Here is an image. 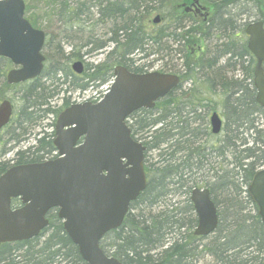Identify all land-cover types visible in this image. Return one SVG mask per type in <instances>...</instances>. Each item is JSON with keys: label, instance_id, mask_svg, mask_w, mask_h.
Returning a JSON list of instances; mask_svg holds the SVG:
<instances>
[{"label": "trees", "instance_id": "1", "mask_svg": "<svg viewBox=\"0 0 264 264\" xmlns=\"http://www.w3.org/2000/svg\"><path fill=\"white\" fill-rule=\"evenodd\" d=\"M165 1L96 0L99 22L108 24L107 33L111 31L113 38L101 39L90 33L81 47L89 46L86 55H91L109 42L114 46L104 62L87 65L82 76L75 75L58 60L52 68H44L38 78L10 86L5 75L12 64L0 58L1 86L16 89L20 94V104L10 123L15 126L8 142L18 143L31 133L29 128L39 119L48 114L58 115L68 107L70 100L65 94L85 90L96 82L107 83L113 77L115 65L142 72L141 67L131 66V56L146 59L150 55L148 46L153 48L152 54L169 51L167 43L160 44L164 38H173L179 43L184 60L178 66L169 58L171 64L166 61L162 71L180 74L182 83L192 80L194 86L187 90L179 86L159 100L154 109L132 114L133 136L146 147L147 187L131 203L122 226L108 232L100 247L109 255L104 242L110 240V256L124 264H200L204 255H209L215 264H264V225L247 192L255 172L264 167V111L255 99L252 81L255 60L243 37L245 24H239L245 14L264 23V0H200L214 11L206 22H195L184 13L158 33H146L142 16L151 11L164 15L179 0H170L169 6ZM82 6L85 7L84 3L78 0L70 8L67 0H62L61 19L75 23L81 12H85ZM189 20L195 26L186 29ZM29 21L37 28L34 20ZM212 36L217 39L213 44ZM207 40L211 45H207ZM200 42L206 46L202 56L189 49ZM83 56L80 52L71 53L73 58ZM225 57L224 64L219 65ZM245 61L249 63L247 67ZM237 64L245 72L242 80L223 72L224 68ZM199 72H205L206 76H201L204 84L221 88L220 108L225 120L221 138L202 127L207 122V113L216 110L205 102L198 89ZM67 83L69 87L64 89ZM61 93L63 108L54 110L50 102ZM205 134L217 139L216 144L203 142ZM55 151L53 132L42 134L36 138L35 145L18 150L14 159L0 162V175L11 165L42 162ZM194 188H208L218 209L219 224L209 237L194 235L197 218L189 199ZM176 195L183 198L185 210L171 202ZM0 264L86 263L64 231L57 213H51L48 227L38 237L0 245Z\"/></svg>", "mask_w": 264, "mask_h": 264}, {"label": "water", "instance_id": "2", "mask_svg": "<svg viewBox=\"0 0 264 264\" xmlns=\"http://www.w3.org/2000/svg\"><path fill=\"white\" fill-rule=\"evenodd\" d=\"M24 11V0H0V57L16 66L6 75L9 85L33 80L44 68L45 33L32 27ZM159 21V16L153 20ZM245 33L256 58V101L264 110L263 22H251ZM72 69L78 74L84 71L80 61ZM114 76L102 101L73 104L58 115L53 140L57 158L16 165L0 176V245L37 237L49 224L48 211L56 208L64 231L86 264H124L107 256L99 242L123 224L130 204L147 186L145 146L132 138L126 120L141 108H153L178 85L179 77L136 74L123 66L114 68ZM12 112V104L4 100L0 129L9 123ZM210 125L213 134L221 131L222 120L216 112ZM248 194L264 224V168L253 175ZM14 198L20 199V208H11ZM190 201L198 219L195 235L212 234L218 215L209 189H193Z\"/></svg>", "mask_w": 264, "mask_h": 264}, {"label": "rangeland", "instance_id": "3", "mask_svg": "<svg viewBox=\"0 0 264 264\" xmlns=\"http://www.w3.org/2000/svg\"><path fill=\"white\" fill-rule=\"evenodd\" d=\"M78 0H67V3L70 5V8H74L77 4ZM90 0H80V2L84 3V6H82V10L85 12H81V17L78 18V20L75 23H70V21H64L61 19L60 16V9L62 0H25L26 3V10H25V16L30 20H34L37 23V28L42 29L46 32V42L43 49L44 55L49 59V61L46 60L45 62V68H52V65L56 63V61L60 60V62L63 63V66L67 69L71 70V65L74 62V60L79 59L71 57L72 52H80L83 54V62L86 65H96L101 62L105 61L106 53L113 48L114 44L108 43V45L98 51L94 52L91 55H86V52L89 49L88 47H81L82 44H84L88 39V34H93L94 36H103L104 39L108 37L107 33V27L108 24H103L98 22L99 15H95V11L97 9L95 7L91 8L89 7ZM93 2L95 0H92ZM182 3L184 0L181 1ZM180 2V3H181ZM165 4H170V0H166ZM178 3L174 2V5L170 6L168 11L170 13H166L163 15L160 12L157 11H151L149 14H144L142 16V19L140 17V14L138 17L142 20L143 28H145L146 33H158L162 28L166 26H170L173 23V20L180 16V14H183V9L178 7ZM28 8V9H27ZM232 8V7H231ZM230 8V9H231ZM238 10V9H237ZM236 11L233 9V12ZM80 12V11H79ZM88 13V14H87ZM161 15L162 19L160 18L159 24L154 25L152 23V20L157 16ZM193 14V13H192ZM211 15H208L210 17ZM164 17V18H163ZM193 18V21H200L202 19L201 16L193 15L191 16ZM182 18V17H181ZM242 19L239 21V24H246L250 21H253L254 17H248L246 14L241 17ZM192 21L189 20V23L187 24L186 28L191 27L192 25L195 26V24L191 23ZM185 24V25H186ZM244 26V28H245ZM180 32V31H178ZM198 38V36H196ZM213 38V36H212ZM246 40V36H244ZM217 39L213 38V42L215 43ZM223 40V39H222ZM86 44V43H85ZM182 44V43H181ZM200 44V43H199ZM203 44V43H202ZM211 45V42L207 40V45ZM162 45V44H160ZM201 45V44H200ZM204 51L206 49L205 43L203 44ZM169 51L167 52H157L154 55H149L146 59L140 60V55H133V67H141V68H147L148 71L153 70H159L162 68L163 64L167 61L169 64V58L173 61V64H177L179 66V63H182V50L179 44L175 42H169ZM166 46V47H167ZM198 44L192 46L193 50L196 49ZM159 47V46H156ZM163 47H165L163 45ZM190 51L192 52L191 46L189 47ZM167 50V48H166ZM106 52V53H105ZM201 52L199 55L202 56ZM168 55V57H163L164 55ZM172 56V57H171ZM223 58L219 65L224 64ZM249 65L248 61H245L244 66L247 67ZM219 67V66H218ZM241 64H237L235 67H226L224 68L223 72H227L228 77L242 80L245 78V72L242 69ZM254 68V64H253ZM72 71V70H71ZM205 75V72H199V80L200 83L198 85V89L201 90L202 95L204 96L205 102L211 105V108H215V110L224 118L222 111H221V99L222 95H220L221 88L220 86L215 87H209L207 84H204V81L201 80V76ZM206 76V75H205ZM204 77V76H203ZM191 81V80H189ZM190 86H188V85ZM187 84H184L182 87V90L184 89H190L193 88L194 84L192 82H189ZM107 84H98L96 82L94 85L89 86L85 90H76L74 92H70L65 94V96L69 97L70 102H81L84 100H93L94 97L102 94L106 88ZM63 87V86H62ZM61 87V88H62ZM69 87V83L64 85V89ZM19 92H17L16 89H4L1 86L0 81V101L3 98H8L11 100L13 105L15 106V112H17V106H19ZM63 94L61 93L57 98H53L52 102H50V105L54 108V110H61L63 108V101H62ZM214 109H211L209 113H207V122L202 125L203 129L205 131H210L209 127V115ZM15 117V114H14ZM57 115L55 113L48 114L44 118L39 119L37 124L29 128V131L31 133H28L25 137L20 139L18 143L8 142L9 138V132H11V129L15 126L14 124L10 125V129H5L0 133V162H7L14 159L15 153L18 150H26V148L35 145L36 138L42 134H51L54 132L55 128V122H56ZM129 122H133V119H130ZM199 125V124H198ZM201 126V125H200ZM201 127V128H202ZM224 133H221V135H218L219 138L223 137ZM140 137V136H138ZM202 141L211 145L216 144L218 141L217 139H214V137H209L208 135L202 136ZM51 157V156H50ZM183 198L179 195H176L171 202L174 203L179 208H183L185 210L186 204L182 200ZM179 204H178V203ZM186 214V213H185ZM190 216L187 214V217ZM195 229V227H194ZM43 241V238L41 239ZM110 240H106L104 242V247L106 248L107 253L110 255L112 252L109 250V244ZM18 258V256H17ZM200 264H215V262L209 257V255H204V257L201 259Z\"/></svg>", "mask_w": 264, "mask_h": 264}, {"label": "flooded vegetation", "instance_id": "4", "mask_svg": "<svg viewBox=\"0 0 264 264\" xmlns=\"http://www.w3.org/2000/svg\"><path fill=\"white\" fill-rule=\"evenodd\" d=\"M191 4H192V2L189 4L190 6H191ZM199 15H200V13H198ZM111 38H113V34H112V32L110 31L109 33H108V37L107 38H105V39H111ZM101 39H104V37L102 36L101 37ZM131 65V64H130ZM130 69V68H129ZM133 123H131L130 124V126L132 125ZM10 125H6L5 127H3V128H1L0 129V133L2 132V131H4L5 129H10ZM132 128V127H131ZM10 133V132H9ZM22 206V203H21V201L18 199V198H16V199H12V203H11V207L13 208V209H15V208H19V207H21ZM51 213H56V209H52V210H50L49 212H48V214H47V217L49 218V215L51 214Z\"/></svg>", "mask_w": 264, "mask_h": 264}, {"label": "bare ground", "instance_id": "5", "mask_svg": "<svg viewBox=\"0 0 264 264\" xmlns=\"http://www.w3.org/2000/svg\"><path fill=\"white\" fill-rule=\"evenodd\" d=\"M95 2H96V0L93 2L92 0H90L89 2H88V4H89V7H91V8H93V7H95L96 9H97V7H96V4H95ZM98 14V11H95V15H97ZM98 22H99V19L97 20ZM169 42H175V43H177V44H179L177 41H174L173 40V38H164L163 40H162V42H161V44H164V43H167V45H168V43ZM156 46H158V45H156ZM155 46V47H156ZM157 48V47H156ZM158 52H161V51H158ZM163 52V51H162ZM167 52V51H166ZM148 53L150 54V55H154V54H152L153 53V48L152 47H149L148 46ZM163 57H168V55H164ZM182 59V58H181ZM183 60V59H182ZM225 61V60H224Z\"/></svg>", "mask_w": 264, "mask_h": 264}]
</instances>
